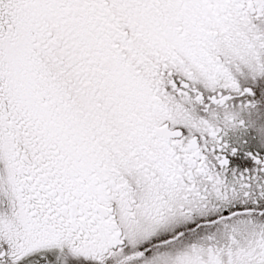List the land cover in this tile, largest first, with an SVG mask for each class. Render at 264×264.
<instances>
[{
    "label": "snow or ice",
    "instance_id": "6c2138e0",
    "mask_svg": "<svg viewBox=\"0 0 264 264\" xmlns=\"http://www.w3.org/2000/svg\"><path fill=\"white\" fill-rule=\"evenodd\" d=\"M0 264H264V0H0Z\"/></svg>",
    "mask_w": 264,
    "mask_h": 264
}]
</instances>
